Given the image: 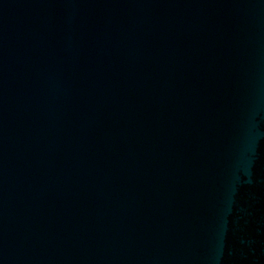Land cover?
Segmentation results:
<instances>
[{"label": "water", "instance_id": "1", "mask_svg": "<svg viewBox=\"0 0 264 264\" xmlns=\"http://www.w3.org/2000/svg\"><path fill=\"white\" fill-rule=\"evenodd\" d=\"M0 264H264V0H0Z\"/></svg>", "mask_w": 264, "mask_h": 264}]
</instances>
